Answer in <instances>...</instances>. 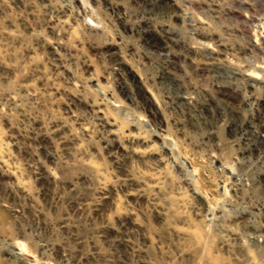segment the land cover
Returning <instances> with one entry per match:
<instances>
[{
    "label": "rangeland",
    "instance_id": "1",
    "mask_svg": "<svg viewBox=\"0 0 264 264\" xmlns=\"http://www.w3.org/2000/svg\"><path fill=\"white\" fill-rule=\"evenodd\" d=\"M155 1L0 0V264H264V0Z\"/></svg>",
    "mask_w": 264,
    "mask_h": 264
},
{
    "label": "bare ground",
    "instance_id": "2",
    "mask_svg": "<svg viewBox=\"0 0 264 264\" xmlns=\"http://www.w3.org/2000/svg\"><path fill=\"white\" fill-rule=\"evenodd\" d=\"M156 4V5H164V6H170L169 2H164L163 0H157L153 3V5ZM204 210L200 209L198 210V213H203ZM16 256L20 257L22 254H21V250L15 254Z\"/></svg>",
    "mask_w": 264,
    "mask_h": 264
}]
</instances>
